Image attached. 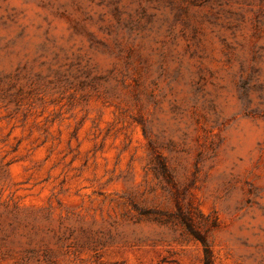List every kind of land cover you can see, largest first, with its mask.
I'll return each mask as SVG.
<instances>
[{"label":"rangeland","instance_id":"1","mask_svg":"<svg viewBox=\"0 0 264 264\" xmlns=\"http://www.w3.org/2000/svg\"><path fill=\"white\" fill-rule=\"evenodd\" d=\"M264 264V0H0V264Z\"/></svg>","mask_w":264,"mask_h":264},{"label":"trees","instance_id":"2","mask_svg":"<svg viewBox=\"0 0 264 264\" xmlns=\"http://www.w3.org/2000/svg\"><path fill=\"white\" fill-rule=\"evenodd\" d=\"M202 252H203V264H213L212 253L207 244L201 239Z\"/></svg>","mask_w":264,"mask_h":264}]
</instances>
